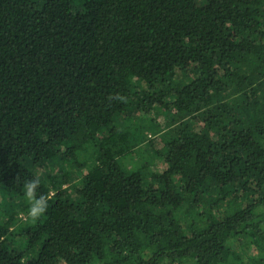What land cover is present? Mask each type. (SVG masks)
Returning <instances> with one entry per match:
<instances>
[{"label": "trees", "instance_id": "1", "mask_svg": "<svg viewBox=\"0 0 264 264\" xmlns=\"http://www.w3.org/2000/svg\"><path fill=\"white\" fill-rule=\"evenodd\" d=\"M7 199L0 264H264V0H0Z\"/></svg>", "mask_w": 264, "mask_h": 264}, {"label": "rangeland", "instance_id": "2", "mask_svg": "<svg viewBox=\"0 0 264 264\" xmlns=\"http://www.w3.org/2000/svg\"><path fill=\"white\" fill-rule=\"evenodd\" d=\"M151 116L157 121H162V123L164 124L165 121H169L171 118L170 115H168L165 112H161V113H156V112H151ZM132 117V114H131ZM133 119H137V115L134 114V116L132 117ZM157 137L155 135L149 134L148 137H146L144 135V133H141L140 131H134L133 135H132V140L134 141V143L141 148L142 151H140L139 153H136L135 156L133 157V159L138 163V165L142 164L143 161V157H142V153L149 155L150 151L152 149H156L159 148L160 146V142L158 139H156ZM154 169H160L161 167V163H159V161H154V164L152 166ZM41 176L45 175L44 170H41L39 173ZM71 178L73 180H75L77 178V171L76 169H73L72 174H71ZM2 201V198H1ZM9 202V205L8 203ZM7 202H1L0 204V212L1 214H4L5 216L8 215V213H11V211L13 212L14 210H17L18 206L20 205V202L18 200L15 201H9L7 199ZM21 218V220L25 219L24 216H19ZM0 219H3V217L0 215ZM11 249H22L24 247V242L22 241V239L20 237H13L12 239V245H11Z\"/></svg>", "mask_w": 264, "mask_h": 264}, {"label": "clouds", "instance_id": "3", "mask_svg": "<svg viewBox=\"0 0 264 264\" xmlns=\"http://www.w3.org/2000/svg\"><path fill=\"white\" fill-rule=\"evenodd\" d=\"M110 99L123 100L124 98L116 95L110 97ZM15 181H20L19 175ZM40 183L38 177L23 181V196L28 203V209L26 213H21V215L32 223H36L43 218L48 209L49 196L39 192Z\"/></svg>", "mask_w": 264, "mask_h": 264}]
</instances>
